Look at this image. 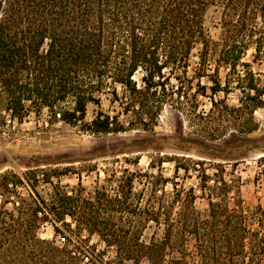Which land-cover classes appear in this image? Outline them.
I'll return each instance as SVG.
<instances>
[{
    "label": "trees",
    "instance_id": "16d2710c",
    "mask_svg": "<svg viewBox=\"0 0 264 264\" xmlns=\"http://www.w3.org/2000/svg\"><path fill=\"white\" fill-rule=\"evenodd\" d=\"M216 2L222 8L221 32L219 40L212 41L203 19ZM197 46L201 49L194 77L211 84L209 111L193 113L201 139L215 142L229 132L254 133V114L264 109V84L243 58L252 49V61H264V0H0V127L5 125L4 114L22 122L30 113L47 109L87 133L124 132L117 116L101 111L85 122L87 105L99 107L97 95L114 84L129 96L125 108L131 107L141 128H148L157 117V87L159 80L167 79L164 71L186 74ZM211 62L215 65L209 73ZM221 67L227 70L223 81ZM137 72H142L141 86L133 80ZM232 92L239 93L235 106L226 102ZM220 93L224 98L215 100ZM259 163L264 174V157ZM183 208L177 214L178 232L183 239L193 238L200 264H264L262 210L246 213L211 201L205 214ZM81 215L83 222L91 223L90 212ZM173 227L168 223L162 241L143 246L148 264H179L177 259L167 263L162 256L172 243ZM100 232L123 244L115 232ZM8 243L7 237L0 242L2 259L15 249L20 264L23 258L31 264H82L73 250L35 235L12 248Z\"/></svg>",
    "mask_w": 264,
    "mask_h": 264
},
{
    "label": "rangeland",
    "instance_id": "374dc122",
    "mask_svg": "<svg viewBox=\"0 0 264 264\" xmlns=\"http://www.w3.org/2000/svg\"><path fill=\"white\" fill-rule=\"evenodd\" d=\"M221 13L216 2L203 19L204 32L212 41L220 38ZM200 49L193 50L186 74L164 71L167 79L159 80L157 87V117L145 129L132 108H125L128 94L114 84L97 95L99 107L87 105L85 122L101 111L118 117L126 127L121 133H87L47 109L30 113L22 122L4 114L0 242L7 237V247L12 248L35 235L55 247L73 250L82 264H148L143 246L162 241L172 223L173 241L162 253L164 261L200 264L193 238L185 235L183 239L178 232L181 207L205 214L211 201L246 213L264 212V174L259 163L264 157V109L254 114L258 124L254 133L241 136L228 131L220 140L203 141L193 113L200 116L209 111L211 84L193 74ZM253 53L248 50L243 62L250 64L263 85L264 61L253 62ZM226 73L225 67L219 69L221 81ZM141 77L142 72L133 77L138 86ZM238 96V92L230 93L227 104L237 105ZM223 98L222 93L214 97ZM82 212L91 213L90 224L83 222ZM100 230L108 235L115 232L123 244L118 246L114 237ZM0 264H20L15 249L10 258L0 257ZM22 264H31L29 258H23Z\"/></svg>",
    "mask_w": 264,
    "mask_h": 264
}]
</instances>
